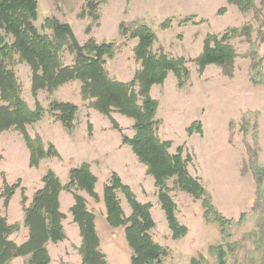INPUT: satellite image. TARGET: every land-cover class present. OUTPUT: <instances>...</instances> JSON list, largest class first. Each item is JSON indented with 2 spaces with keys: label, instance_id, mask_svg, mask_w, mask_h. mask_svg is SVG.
Returning <instances> with one entry per match:
<instances>
[{
  "label": "trees",
  "instance_id": "16d2710c",
  "mask_svg": "<svg viewBox=\"0 0 264 264\" xmlns=\"http://www.w3.org/2000/svg\"><path fill=\"white\" fill-rule=\"evenodd\" d=\"M227 1L237 5L245 14L255 9L256 0ZM107 2L108 0H86L80 17L89 16L94 21L99 20L100 7ZM226 10V7H222L218 13L223 15ZM38 16V0H0V134L12 128L22 134L30 151V167L38 168L46 158L61 159L62 156L55 145L46 144L38 133L31 135L28 126L38 123L49 113L72 132L76 127L79 106L71 101L53 98L46 107L39 101L38 94L45 91L52 96L63 85L78 80L81 82L82 99L89 101V107L109 117L115 129L123 133L122 127L113 117L114 112L135 120V135L129 137L123 133V142L132 147L140 162L148 166V174L154 177L159 201L166 213L173 239L179 240L189 232V227L177 216L178 206L171 195L175 190L186 192L196 200H202L206 219L216 222L222 234L231 236L226 227L241 225L247 219L248 213H241L239 219L235 220L218 210L202 178L190 173L189 164L193 157L186 153L185 144L179 145L177 150L172 152L173 141L160 136L162 121L157 118L159 101L153 98L150 92L154 85L164 84L170 72L176 76L178 87H184L192 77L188 66L190 61L196 64L200 74H203L208 65L214 64L220 66L226 76H234V63L240 54L233 45V40L247 37L251 41L254 32L252 24L249 22L240 27H229L221 33L209 32L204 40L202 52L193 59H187L185 56H175L167 52L162 46L155 49L158 35L152 26L143 21L130 25L123 21L119 28L124 39L121 43L116 40L99 42L95 37H90L82 43L70 23L57 16H51L45 18L39 28L36 25ZM195 18V15L187 17L179 24L200 25L208 21H197ZM160 25L162 29H169L173 26V19L168 18ZM259 27L258 34L264 37V22ZM91 31L92 25H89L87 34ZM134 38L139 39L133 52L141 67L136 70L133 79L121 81L110 74L107 68L108 58H114L122 47L127 45V41ZM259 50L260 45L251 41L247 56L253 61L250 79L254 84L264 82V57ZM67 54L72 58L70 62L66 60ZM19 63H25L31 69V90L36 100L34 108L22 96V84L15 70ZM255 116L256 113L249 111L244 115L242 131H249V123ZM234 124L231 120L228 124L230 130L235 128ZM257 127L258 124L255 123L253 136L258 140ZM89 133L93 134L91 123ZM187 133L203 135V122H192L187 128ZM2 157L0 153V159ZM259 172L258 184L261 192L264 172ZM172 178L174 186L170 187L168 182ZM97 182L98 177L93 173L89 162L72 167L66 184L54 170L49 169L43 176V187L35 192L29 203L22 181L11 183L4 176L0 203L3 201V206L7 208L17 189H22L24 226L28 228L29 236L22 243L12 240L10 236L20 231L22 224L11 223L0 207V264H12L14 259L25 256H29V264H51L48 244L67 238L64 227L67 215L61 210L60 203V195L64 190L72 193L75 198L70 212L80 228L82 244L78 251L82 264H109L108 256L101 247L96 223L97 214L89 208L88 200L81 193L85 191L99 202ZM118 191L124 193L132 208V213L128 216L122 208ZM104 202L108 224L114 228L125 227L132 264H162L171 251L153 236L152 231L156 227L151 211L153 204L150 201L141 202L117 172H113L105 184ZM259 217L260 229L254 235L258 244L264 247V210L259 212ZM233 244H230L229 250L222 245L214 248L218 257L216 264H228L227 257L230 252H234ZM190 264L210 262L203 256H195ZM261 264H264V248Z\"/></svg>",
  "mask_w": 264,
  "mask_h": 264
},
{
  "label": "rangeland",
  "instance_id": "374dc122",
  "mask_svg": "<svg viewBox=\"0 0 264 264\" xmlns=\"http://www.w3.org/2000/svg\"><path fill=\"white\" fill-rule=\"evenodd\" d=\"M131 1L108 0L100 7V19L94 21L89 16L80 17L86 0H38L39 16L36 25L41 28L45 18L57 16L72 25L82 43L90 37H95L99 42L116 40L121 43L124 39L120 37V24L123 21L129 25L136 21L140 22L136 20L129 23L132 18L143 17L149 22L144 21L145 23L155 28L160 39L173 55L193 59L202 52L204 40L209 32L221 33L226 28L240 27L250 22L254 27L251 41H256L260 45L259 51L264 57V37L258 34L259 26L264 22V0H256L255 9L247 14L242 13L237 5L229 4L227 0H172L165 11H162V8L158 9L148 5L137 6L138 0L132 2L130 6ZM222 7H226L227 10L220 15L218 11ZM193 15L197 17L195 18L197 21L200 19L208 21L198 26H193L192 23L179 24ZM168 18L173 19L174 27L165 31L160 24ZM89 25H92V31L87 34ZM177 26L188 27L179 31ZM251 41L247 37L233 40V45L240 56L234 63L235 73L232 77L226 76L218 65H210L203 74H200L195 63L191 61L188 63L194 82L190 87L194 90V95L190 100L191 103L193 102L194 109H186L183 118L171 112L168 97L157 92L161 103L158 107L160 108L158 115L164 123L160 136L173 141L171 151L175 152L179 145L185 144L186 153L193 157L189 166L191 165L193 172L201 176L190 173L202 178L204 186L211 193L213 202L222 214L238 220L241 213H248L247 219L241 225L226 227L227 233L231 234L228 237L222 234L216 222L206 219L202 200H196L186 192L184 193L187 196H182L180 190L172 191L171 195L176 197L175 201L178 206L177 216L183 224L189 227V232L185 237L175 240L172 237L167 217L164 218L165 221L160 214L165 211L158 204L154 209V204L150 201L153 204L151 211L156 221V227L152 231L153 236L157 242L171 251L162 264H190L195 256H203L210 264H216L218 257L214 248L222 245L229 250L231 243H234L235 248L234 252H230L227 257L228 264H261L263 259L264 247L258 244V239L254 234L261 225L259 212L264 210V176L261 192L258 184V173L259 171L264 172V82L254 84L250 79L253 61L247 54L251 48ZM71 59V56L67 54V62ZM110 59L113 58H108ZM132 67L133 65L125 69L128 71V76ZM107 68L112 76L118 75L116 62L110 61ZM15 70L22 84V96L34 108L36 100L31 90V69L27 64L19 63L15 66ZM172 82L173 79L168 80L166 89H170ZM79 95L81 91H78L75 83L70 84L64 92L59 94L61 98H64L63 100L72 101H79ZM52 96L45 92L41 95L40 101L43 104ZM248 111L256 113V116L251 118L249 123L251 126L245 133L241 130V126L243 117ZM196 120L203 122V129L206 124V132L204 136L194 133L198 135L190 139L192 135H188L187 128ZM231 120L235 123L233 130H230L228 125ZM255 123L258 124L256 132L258 140L253 136ZM196 159L197 163H195ZM214 162L220 164L218 169L215 168ZM1 166L7 171L8 181L11 182L16 176L14 173L18 167L8 160ZM6 173L2 172V177H6ZM168 184L173 187L174 179H170ZM156 189L158 196V188ZM151 196L154 198L153 194ZM4 208L2 205V210ZM99 231L103 240L102 250L109 255L110 263L132 264L131 248L126 239L125 227H113L106 230L100 220ZM77 249L74 243L52 242L49 249L52 254L51 264H81L77 258ZM27 261L28 259L24 258L15 261L14 264H29Z\"/></svg>",
  "mask_w": 264,
  "mask_h": 264
},
{
  "label": "crops",
  "instance_id": "0c3cea01",
  "mask_svg": "<svg viewBox=\"0 0 264 264\" xmlns=\"http://www.w3.org/2000/svg\"><path fill=\"white\" fill-rule=\"evenodd\" d=\"M134 1L136 0H132L130 2V6L131 3ZM137 2V6L141 5L142 7H145L148 5L150 7L158 9L162 8V11H165L166 7H169L172 0H138ZM136 20L147 22V20H145V18L143 17H135L132 18L129 23H132ZM189 25L190 24H188V26ZM173 27L164 30L169 31ZM177 27L179 28V31L182 29L185 30L186 28L185 26ZM156 33L158 35L157 31ZM138 42V38L128 40L127 45H125L113 59L108 60L107 67L109 66L110 61L116 62L118 68V75H116L115 77L117 79L121 81H130L134 77L135 71L141 67V63L136 61L133 52V49L138 44ZM160 46H162L167 52H170V50H168V48L165 46V44L162 42L158 35V42L155 44L154 48L158 49ZM123 55L127 56L123 58ZM129 58L131 59V61ZM131 63L133 67L132 71L128 76V71H125V69H129V67L132 66ZM175 78L176 76L174 75V73L170 72L164 84L154 85L150 93L151 96L157 99L158 101L159 96L157 95V92H159L158 94H165L168 97L170 103L169 107L171 106V112L178 114L177 117L183 118V114L186 109H194L193 102L191 103L190 101L191 97L194 95V90L190 89V87L193 85L194 82L193 78H191L188 84H186L182 88H179L177 78ZM170 79H173V82L171 83L172 85L170 89H166L167 82ZM72 83L76 84V87L80 92V81L76 80L69 82L60 87L58 91L54 93L52 98H50L49 101L46 100L43 105L47 107L51 99L53 98L63 100L64 98H61L59 94H61V92H64L65 88H67ZM173 85L174 87H172ZM44 93L45 91L39 92V101L41 100V95ZM79 97V101H72L70 99L63 100L74 102L79 106V111L75 120L76 127L72 132L68 131L61 121H58L49 113H47L38 123L28 126V131L31 135H35L38 133L42 136L46 144L53 143L60 152L62 156L61 159L58 157L46 158L41 162L38 168L30 167V151L27 147L26 141L18 130L12 128L0 134V153L3 156L0 160V165L8 160L10 163H13L15 166L18 167L19 170H16V172L14 173L16 174V176L13 180H11V182H16L17 180L22 181V187L25 188V194L29 199L28 202L30 203L33 199L35 192L43 187V176L47 172V170H54L60 177L61 181L66 184L69 181V171L72 167L79 166L84 162H89L93 173L96 174V176L98 177V182L96 184V192L100 196V201L97 202L85 191H82L81 193L88 200L89 208L91 210H94L97 214V229L101 237V247L103 249V240L99 231V221L102 220L103 227H105L106 230L113 228L108 225V222L106 220L107 210L104 202L105 184L109 181V178L111 177L113 172H117L121 176L123 182L131 186L132 190L135 192L140 201H151L154 204V209L157 207V204L161 209L162 207L157 196V187L155 186V179L152 175L148 174V166L140 162L130 145L124 144L123 142V133H125L129 137H133L135 135V130L133 128L135 120L119 112H114L113 117L122 127V133L121 131L113 127V123L109 117L94 108H90L89 101H84L81 95H79ZM159 104L161 106L160 101ZM159 109L160 108H158L157 111V117L162 121L159 129L160 134L161 127L164 123L163 119L160 118L158 115ZM204 115L205 113L203 114V116ZM89 123L93 125L92 135H90L89 133ZM205 125L206 124H204L203 136L206 132ZM196 135L198 134H193L190 139ZM195 163H197V159ZM213 164L215 165L216 169L219 168V163L214 162ZM189 170L193 174H198L197 172H193L194 170L191 165L189 166ZM2 172L6 173L7 171L1 166L0 189L3 184V177L1 175ZM6 177L8 180L7 173ZM179 192L180 194H182V196H187L185 195L186 193L182 191ZM151 194H153L154 198L151 196ZM118 195L121 199L122 208L124 209L126 215H130L128 213H132V208L128 200L126 199L124 193L118 191ZM22 197L23 191L22 189H18L15 195L13 196L12 200L10 201L9 206L6 209L4 208L3 210L11 223L20 222L22 224L21 230L10 236L12 240L18 243L24 242L29 236V230L26 226H24V209L22 205ZM174 199L176 200V197H174ZM60 203L61 210L67 215V218L64 220V227L68 239L63 242L74 243L77 247H80L82 244L80 228L78 224L74 222L73 216L70 212L71 208L75 204V198L73 194L66 190L62 191L60 195ZM2 205L3 203L1 202V208ZM160 214L163 219L166 218V214L163 211ZM51 243L52 242L48 244L49 249ZM104 252L107 254L105 250ZM107 256L109 260V255L107 254ZM24 258L28 259L29 256L18 257L13 260L12 264H14L15 261L23 260ZM77 258L82 264V257L79 254V251ZM109 264H111L110 261Z\"/></svg>",
  "mask_w": 264,
  "mask_h": 264
}]
</instances>
